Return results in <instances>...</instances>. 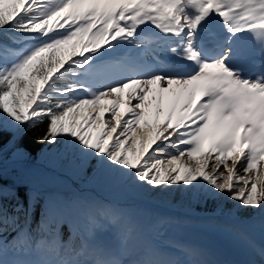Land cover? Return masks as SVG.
<instances>
[{
    "label": "snow or ice",
    "instance_id": "obj_1",
    "mask_svg": "<svg viewBox=\"0 0 264 264\" xmlns=\"http://www.w3.org/2000/svg\"><path fill=\"white\" fill-rule=\"evenodd\" d=\"M210 16L264 50V0H0V264H33L7 253H36L37 264H185L70 181L126 186L191 216L210 200L218 214L225 201L264 211V82L234 75L231 47L197 43ZM149 26L158 47L140 35ZM120 44L124 56L94 55ZM115 219L117 248L95 246ZM186 223L157 216L150 231ZM179 251L187 264H220Z\"/></svg>",
    "mask_w": 264,
    "mask_h": 264
},
{
    "label": "bare ground",
    "instance_id": "obj_2",
    "mask_svg": "<svg viewBox=\"0 0 264 264\" xmlns=\"http://www.w3.org/2000/svg\"><path fill=\"white\" fill-rule=\"evenodd\" d=\"M204 21L213 25L216 29L217 33H223L228 35V32L225 30L222 23L214 16H210L206 18ZM142 32H145L147 35L146 40H151L154 47H158L162 43V40H157V36H161L162 34L158 33L157 30L153 29L149 26L147 29H144ZM201 37L200 34H197V38ZM213 35L210 36L212 38ZM198 42V41H197ZM101 49L98 54H94L97 59L104 60L111 56H114L120 53L121 56L125 55V51L128 50L127 45L120 44L116 47L115 51L112 50H104ZM101 51L102 53L101 55ZM164 56L165 53L161 52ZM206 57L209 55L208 52L204 54ZM169 59H172L169 57ZM86 72V69H83L82 74ZM83 80L86 83H95L91 81L87 75H82ZM43 155V153H41ZM67 178V177H66ZM72 185L75 186V189L82 190L88 189L94 193L98 198L103 200L106 203H114V205L121 204L127 202L129 198L131 200L138 202L139 200H143L142 197L136 195L135 191L129 189L126 186H106V185H98V186H87V187H79L76 182L70 181ZM97 199V198H96ZM146 202L150 203L153 201H157L158 197H151V198H144ZM154 203V202H153ZM111 205V204H110ZM162 207L167 209V206L160 204ZM158 206V205H157ZM169 208V207H168ZM170 209V208H169ZM168 213H171L168 211ZM241 212L237 213L234 209L232 212L227 213V217H224L221 214L216 212L200 214L199 216H191L184 213V220L188 221V223L184 224L183 226H175V225H166L163 229V235L157 236L153 233L149 234L147 241L150 242L155 248H157L162 254L168 257H177L182 261H185L187 264L189 258L183 253L179 251L181 246H186L190 248H195L199 250L200 253L203 254V258L214 260L220 262V264H264V262L260 260H254L247 258L246 262H243L244 256H251V252L248 248V243L257 251H260L264 247V211L257 210L250 218H248L245 222V228L239 224H236L233 219L240 216ZM238 215V216H237ZM178 216V215H177ZM186 227H198L205 230L210 231L211 233L220 237L225 243H227L231 248V253L228 258L223 259L222 257L218 256L211 250L202 249L198 246H194L184 242L181 239L182 230ZM105 235H107L105 233ZM100 236V235H99ZM111 235L107 236L110 238ZM102 238V237H101ZM99 238L98 235L95 233L93 237L92 243L100 247L104 250L111 251L112 243L110 240L103 242L102 239ZM101 239V240H100ZM110 241V242H109ZM262 243V244H261ZM116 249V248H115ZM138 249V248H137ZM138 251V250H137ZM142 251V248H141ZM256 257L257 256H251ZM6 260H14V259H29L33 262V264H37L41 256L36 253H29V254H14L9 257L5 258ZM128 259H131L129 257ZM193 259V258H192ZM195 260V259H193Z\"/></svg>",
    "mask_w": 264,
    "mask_h": 264
},
{
    "label": "rangeland",
    "instance_id": "obj_3",
    "mask_svg": "<svg viewBox=\"0 0 264 264\" xmlns=\"http://www.w3.org/2000/svg\"><path fill=\"white\" fill-rule=\"evenodd\" d=\"M102 53L103 52L101 51V55H102ZM75 71H76V77L75 78L77 80L83 79L82 78L83 69H75ZM76 184L79 187L82 186L80 183L76 182ZM71 187H72V190H74V191L77 190V189H75V186L72 184H71ZM96 188H99V186ZM80 191H83L86 194V196L93 201H96L98 203L107 204V205L111 204V206H114L118 209L125 210L130 215V217L134 221V223L136 224L137 231L140 233L142 241H147L149 234L152 233L150 231V226L154 222V220L157 216H171V217H179L182 219L184 218V212L183 211L172 210V209H169L168 207H166L167 209H165L164 207H162L160 205V203H157L156 201H153L154 203L153 202L148 203L143 198V200H139L138 202H136V201L131 200V198H129L127 200L126 204L121 203V204L114 205V203L108 204L106 202H103V200L98 198L96 195H94V193L92 191H90L88 189H82ZM176 199H178V197ZM173 202L175 203V199L173 200ZM211 205L214 206L212 210H206V209L200 210V208L197 207L196 211H197V213H200V214L216 212L217 202L210 200L207 204V207L211 206ZM233 205H234V202H232V201L222 202L220 206H221L223 211L219 214L223 215L224 217H227V213L232 212V210H234V209L237 211V213L241 212V214H242V209L237 210L236 208H234ZM168 211L171 213H168ZM256 211L257 210H253V214ZM241 214H240V216L237 215L238 217L234 218L233 221L236 224H239L240 226H242L244 229H248V228H245V224H246L245 221L248 218H250L253 214L248 218L241 217ZM237 221H244V222L243 223H237ZM121 227H122V221L120 219H115L111 223H106L104 228L96 231V233L98 235V240L101 237H102L101 239L103 242L110 240L112 243L111 246L112 247L114 246L115 248H117V243H118L117 235H118L119 231L121 230ZM105 233L107 235H105ZM109 235H111L110 238L107 237ZM248 247H250L251 250H253L252 252H254L255 249L249 243H248ZM115 248H112L111 251L115 250ZM141 248H142V245L138 246V249H137L138 252H141ZM14 254H17V253H7V254H5L4 258L9 257V256L14 255ZM183 256H185V255L183 254ZM193 259L198 260V259H200V257H194Z\"/></svg>",
    "mask_w": 264,
    "mask_h": 264
},
{
    "label": "water",
    "instance_id": "obj_4",
    "mask_svg": "<svg viewBox=\"0 0 264 264\" xmlns=\"http://www.w3.org/2000/svg\"><path fill=\"white\" fill-rule=\"evenodd\" d=\"M182 240L188 244L202 249L211 250L222 258H228L231 253L230 246L220 237L208 230L198 227H187L182 230Z\"/></svg>",
    "mask_w": 264,
    "mask_h": 264
},
{
    "label": "trees",
    "instance_id": "obj_5",
    "mask_svg": "<svg viewBox=\"0 0 264 264\" xmlns=\"http://www.w3.org/2000/svg\"><path fill=\"white\" fill-rule=\"evenodd\" d=\"M25 142L30 146V148L33 150L34 153L38 152L41 147H43L42 145H37V144H34V142L31 140V137H26L25 138ZM213 205L211 206H206L205 208H200V209H213ZM253 213V210H247V209H242V215L244 217H249L251 216V214Z\"/></svg>",
    "mask_w": 264,
    "mask_h": 264
}]
</instances>
